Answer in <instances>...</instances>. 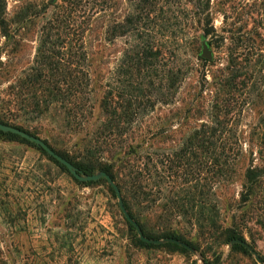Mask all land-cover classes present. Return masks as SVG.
<instances>
[{
	"label": "rangeland",
	"instance_id": "rangeland-1",
	"mask_svg": "<svg viewBox=\"0 0 264 264\" xmlns=\"http://www.w3.org/2000/svg\"><path fill=\"white\" fill-rule=\"evenodd\" d=\"M88 1L75 12L83 13L85 21L93 106L88 124L81 132H71L62 126L56 111L45 119L15 118V124L47 139L55 150L80 159L82 140L109 119L113 109L124 111L131 103L130 111L138 116L129 143L139 157L153 159L156 174L162 177L156 179V187L162 190L154 204H143L141 220L154 236L164 226L181 231L196 254L164 244L139 247L107 182H79L35 145L0 134V264H259L251 253L227 243L226 232L236 217L235 228L264 260V228L259 218L248 215L240 220L244 213L261 209V192L247 208L238 206L247 168L260 166L264 160V64L256 67L261 73L253 85L238 92L239 112L224 125L221 118L219 122L214 118L212 108L228 74L229 44L210 45L199 25L189 22L182 10L153 15L143 40L132 38L124 28L132 12L126 0H107L104 11ZM178 1L190 8L194 0ZM225 1L211 0L217 28L223 24ZM94 9L100 12L94 13ZM250 10L254 9L237 8L231 14L240 27L256 29L264 13ZM7 12L9 37L3 36L0 27V96L9 93V87L34 65L42 31L53 19L61 20L70 7L62 0H7ZM193 39L199 40L198 52L191 51ZM148 41L155 44L154 55L147 70L140 72L128 57L135 45ZM204 45L212 51L210 61L202 57ZM105 101L108 115L101 107ZM211 129L213 143H226L232 156L237 152L235 144L243 151L229 175L212 186V199L219 205L217 228L202 230L196 222L186 223L180 217L161 220L163 208L170 206L169 198L178 190L177 179L168 182L166 178L170 172L166 161L190 139L194 143L205 139L203 133ZM194 155L195 163L206 156L201 147ZM95 161L99 163L98 158ZM259 210L256 214L264 219V207Z\"/></svg>",
	"mask_w": 264,
	"mask_h": 264
},
{
	"label": "trees",
	"instance_id": "trees-1",
	"mask_svg": "<svg viewBox=\"0 0 264 264\" xmlns=\"http://www.w3.org/2000/svg\"><path fill=\"white\" fill-rule=\"evenodd\" d=\"M84 1L62 0L64 4L69 5L70 12L65 13L61 20L53 19L49 23L50 26L42 31L34 65L25 72V76L16 85L9 87V93L0 96L1 123L31 133L23 126L15 124L16 119L23 117L31 120L45 119L53 111H56L62 118V126L69 131L81 132L86 127L93 114L89 96L91 80L89 70L86 69L88 55L84 43V16L83 13H75L79 12ZM106 1L93 0L92 3L104 11ZM126 1L132 12L126 17L124 28H126V35L132 38L138 37L139 40H143L145 26L147 23L153 22V15L158 16L159 13H167L170 10L174 12L182 10L181 13L184 12L185 18L189 22L199 25L203 35L210 39V45L219 48L229 44L230 65L226 68L228 74L222 81L220 92L212 109L214 118L218 122L220 118L224 125L228 121H232L239 112L238 92L240 89L245 90L253 85L256 76L261 73V71H257L256 67L260 63L264 64V32H262L264 16L261 17L259 21L261 25L258 28L245 29L238 25L237 19L231 13H234L237 8L242 11L247 8L254 9L249 13H264V0H227L223 2L225 11L221 28L215 26L211 13V0H194L190 8L182 5V2L178 0ZM87 2L90 3L88 0ZM99 12L94 9V13ZM7 13V0H0V27L4 30L2 34L6 38L9 37L6 27ZM174 19L178 20L179 16L175 15ZM199 48V40L193 39L191 51L198 52ZM154 51L155 44L150 41L135 45L131 50L132 55L128 57L130 64L140 72L147 70ZM155 53H160V51ZM200 59L204 61L203 58ZM107 106L106 101L101 106L106 115H108ZM131 106L130 103L124 111L113 109L110 118L102 121L93 134L88 135L90 137L82 140L84 152L80 159H74L68 153L55 150L47 139L44 140L82 172L87 174H94L95 171L107 172L119 186L128 212L139 223L146 237L152 239L175 238L193 247L191 242L183 239L181 231L164 226L158 231L157 236H154L153 231L148 229V225L141 220L143 204L145 202L154 204L162 187L159 189L156 187V179L161 176L156 174L153 159L139 157L136 148L129 143L128 136L132 132L131 126L138 116V113L130 111ZM213 133V129L205 131L203 133L205 139H201L198 143H194L195 141L190 139L184 149L175 153L173 159L166 161L170 171L166 178L169 179L168 182L177 179L178 190L173 197L169 198L170 206L163 208L162 211L165 215L160 217L161 220L165 216L167 220L180 217L186 223L196 222L198 228L202 230L207 226L213 229L217 228L216 218L219 217V205L215 202L216 200L212 199L214 197L212 186L229 175L232 166L237 164L236 161H239L243 151L239 143L235 144L237 152L232 156L231 148L227 150L226 143L221 142L217 145L211 141L210 136ZM0 134L30 143L12 133L0 131ZM36 147L47 155L42 148ZM199 147L204 150L206 156L202 161L195 163L194 153ZM49 158L68 170L56 159ZM95 158H98L99 163H96ZM107 159V162H100ZM244 178L245 182L238 206L241 209L247 208L253 204L254 195L261 192L262 200L259 202L261 205L259 207L262 209L264 207V160L260 166L251 164L247 168ZM103 181L107 182L105 179ZM174 182L176 183V181ZM110 188L116 197L114 190L112 187ZM261 209L257 210L261 211ZM257 210L252 209V211L244 213L240 220L244 221L248 215L257 216L264 228V219L256 214ZM235 220L236 217H233L232 227L226 232V242L230 244L234 239L246 241L243 232L237 231L235 228ZM126 223L139 247H157L143 242L134 226L127 220ZM164 245L183 253L189 251L173 243ZM234 245L240 250L250 253L244 246ZM261 259L264 262L262 257Z\"/></svg>",
	"mask_w": 264,
	"mask_h": 264
},
{
	"label": "water",
	"instance_id": "water-1",
	"mask_svg": "<svg viewBox=\"0 0 264 264\" xmlns=\"http://www.w3.org/2000/svg\"><path fill=\"white\" fill-rule=\"evenodd\" d=\"M202 57L206 60H209V61L213 59L212 51L206 45H204V47H203ZM0 131H2L4 133L15 134V135L29 141L30 143H33L36 146L42 148L47 153V155L49 157L56 159L63 166H65L68 169V171L72 174V176L76 180H78L79 182L87 183V182H97V181H100L102 179L107 180L108 184L110 185V187H112V189L114 190V192L116 194V197L118 200V205H119L121 212L123 213L126 220L134 226L137 234L139 235V238L143 242L153 244V245H162L165 243H173V244L179 245V246L191 251L192 253L196 254V250L192 246H190L189 244H187L181 240H178L175 238L152 239V238L146 237L141 226L139 225V223L137 221H135L132 218V216L130 215V213L128 212V210L125 206L124 199L122 197V193H121L119 186L116 184L114 179L107 172L99 171V172L94 173V174H87V173L82 172L75 165H73L70 161H68L62 155H60L54 149H52L50 147V145H48V143H46V141L44 139H42L38 136L32 135L31 133L24 131L23 129H20L18 127L8 125V124H4V123L0 122ZM234 244H240V245L244 246L255 257L256 261L259 264H264L259 253L250 244H248L246 241H243L241 239H234L231 241V245H234Z\"/></svg>",
	"mask_w": 264,
	"mask_h": 264
}]
</instances>
